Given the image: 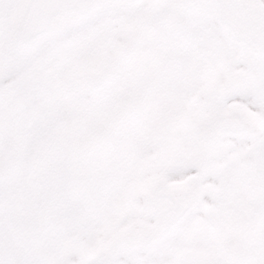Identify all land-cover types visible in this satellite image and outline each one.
Here are the masks:
<instances>
[{
    "label": "snow or ice",
    "instance_id": "6c2138e0",
    "mask_svg": "<svg viewBox=\"0 0 264 264\" xmlns=\"http://www.w3.org/2000/svg\"><path fill=\"white\" fill-rule=\"evenodd\" d=\"M0 264H264V0H0Z\"/></svg>",
    "mask_w": 264,
    "mask_h": 264
}]
</instances>
